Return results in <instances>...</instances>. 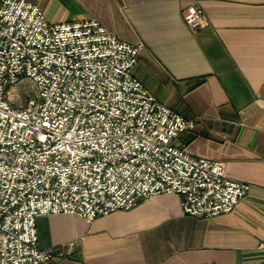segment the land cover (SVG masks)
Returning <instances> with one entry per match:
<instances>
[{"label":"built area","instance_id":"2783aa9c","mask_svg":"<svg viewBox=\"0 0 264 264\" xmlns=\"http://www.w3.org/2000/svg\"><path fill=\"white\" fill-rule=\"evenodd\" d=\"M195 31V5L181 13ZM140 42L96 20L50 23L28 0H0V264H53L63 250L37 246L36 220L74 215L91 224L160 194L183 214L231 212L250 184L224 163L175 143L194 129L133 76ZM27 80L32 96L15 98Z\"/></svg>","mask_w":264,"mask_h":264},{"label":"crops","instance_id":"0c3cea01","mask_svg":"<svg viewBox=\"0 0 264 264\" xmlns=\"http://www.w3.org/2000/svg\"><path fill=\"white\" fill-rule=\"evenodd\" d=\"M50 23L94 19L140 42L133 76L158 101L196 120L176 145L224 163L250 184L234 209L212 218L182 213L160 194L128 211L36 220L37 246L63 250L53 264H264V0H28ZM206 24L190 31L181 13Z\"/></svg>","mask_w":264,"mask_h":264},{"label":"rangeland","instance_id":"374dc122","mask_svg":"<svg viewBox=\"0 0 264 264\" xmlns=\"http://www.w3.org/2000/svg\"><path fill=\"white\" fill-rule=\"evenodd\" d=\"M14 90L15 98L24 99L26 96L33 95V89L27 80H21L18 84L15 85Z\"/></svg>","mask_w":264,"mask_h":264}]
</instances>
